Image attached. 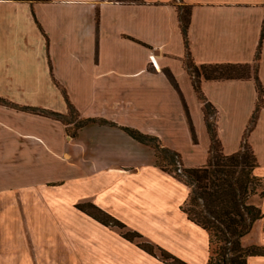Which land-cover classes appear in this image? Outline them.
<instances>
[{"label": "crops", "instance_id": "obj_1", "mask_svg": "<svg viewBox=\"0 0 264 264\" xmlns=\"http://www.w3.org/2000/svg\"><path fill=\"white\" fill-rule=\"evenodd\" d=\"M179 5L188 9L186 46ZM186 53L196 65L254 66L245 78L199 77L221 149L235 151L259 96L254 74L264 101V0H0V264H165L82 203L205 264L207 234L179 207L188 187L122 128L156 135L185 166L205 161L209 137ZM68 103L88 120L70 128L36 110L66 116ZM246 140L264 177V105ZM262 196L264 213V186ZM85 226L100 241L88 263ZM246 262L264 264V255Z\"/></svg>", "mask_w": 264, "mask_h": 264}, {"label": "trees", "instance_id": "obj_2", "mask_svg": "<svg viewBox=\"0 0 264 264\" xmlns=\"http://www.w3.org/2000/svg\"><path fill=\"white\" fill-rule=\"evenodd\" d=\"M182 8L185 9H183L185 14L181 13ZM177 16L186 46L188 9L182 5L177 6ZM199 66L202 69L200 74L205 79L245 78L250 75L251 69H254V66L248 62L202 63ZM192 72L188 71L192 77L193 89L202 104V113L209 137L208 152L202 164L185 166L180 161L179 153L162 145L156 135L129 126H122V128L134 139L151 146L154 151L155 165L188 187L187 194L179 207L189 220L203 228L207 234L208 255L205 264H247V256L264 255V243L248 245L240 243V238L249 231L253 222L264 215L259 206L250 200L253 195H263L264 177L253 172L257 162L246 140V133L254 123L258 107L264 105L260 97L262 87L254 74L255 87L259 96L250 116V124L243 133L239 148L226 153L221 149L212 119L206 115L207 108H211L212 114L213 108L199 89V73L197 70L195 74ZM165 73L172 80L166 70ZM72 109L74 110L68 103V110ZM29 110H35V108L30 107ZM36 110L61 121L67 120L65 115L51 110L42 108H36ZM87 120L88 118H80L76 125ZM189 130L192 140L195 141V134L190 123ZM76 206L105 225L119 229L124 227L123 222L91 203L76 204ZM120 235L165 264H187L159 245L141 239V234L135 230L124 229L120 231Z\"/></svg>", "mask_w": 264, "mask_h": 264}, {"label": "rangeland", "instance_id": "obj_3", "mask_svg": "<svg viewBox=\"0 0 264 264\" xmlns=\"http://www.w3.org/2000/svg\"><path fill=\"white\" fill-rule=\"evenodd\" d=\"M184 8H182L181 9V13H183V14H185V9L183 10ZM183 63H184V66H185V68H186V70H187V72L188 71H193L192 73H196V70H197V72L199 73V77L200 76H202L200 73H201V71H202V69L200 68V66L199 65H196L195 63H193L192 61H191V59L189 58V56L188 55H185L184 57H183ZM190 77H191V75H190ZM192 78V77H191ZM210 112H211V114H210ZM206 115L209 117V118H211L212 119V121H213V114H212V110H211V108L210 107H208L207 108V113H206ZM66 118L69 120V121H72L73 122V124L72 125H70L71 127L70 128H72V127H74L75 125H76V123H77V114H76V112H75V110H68L67 111V115H66ZM192 139V138H191ZM160 141V140H159ZM161 143V142H160ZM207 152H208V148H207V150H206V155H207ZM179 153V152H178ZM179 158H180V161H181V163L183 164V161H182V159H181V156H180V154H179ZM202 164V163H201ZM184 165V164H183ZM199 165V164H198ZM258 169V171H261V173L262 174H264V162L263 161H259V167L257 168ZM264 186V185H263ZM262 198H263V196H257V195H253L251 198H250V200H251V202H253L254 204H256V205H258L259 207H260V202L262 201ZM263 205H264V201H263V203H262ZM111 228H112V230L115 232V233H117V234H120V231L121 230H124V229H127V228H130V227H128L127 226V224H125L124 223V227L122 228V229H119V228H117V227H115V226H110ZM69 231V233H71V229H69L68 230ZM87 231H88V229H87V227L85 226V235H84V241H83V253H84V263H88V262H90L91 261V253H92V251H93V249H92V246H93V244H97V243H99L100 241L98 240V242L97 241H95V238H93L92 239V237H91V235H90V233H89V235H87L88 233H87ZM141 239H145V240H150L146 235H144V234H142L141 235ZM264 217H262V218H260V219H257V220H255L254 222H253V224H252V226H251V228L249 229V231L245 234V235H243L241 238H240V243L242 244V245H248V244H263L264 243ZM153 242V241H152ZM132 243V242H131ZM101 244V243H100ZM66 245H67V247L68 248H73L74 246H75V244L74 243H72V242H70V241H68V243H66ZM205 249H206V258H207V255H208V245H207V243H206V247H205ZM206 263V262H205Z\"/></svg>", "mask_w": 264, "mask_h": 264}]
</instances>
